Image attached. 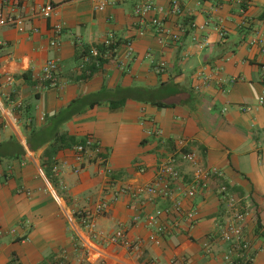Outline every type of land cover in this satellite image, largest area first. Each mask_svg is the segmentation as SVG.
<instances>
[{"label":"crops","instance_id":"0c3cea01","mask_svg":"<svg viewBox=\"0 0 264 264\" xmlns=\"http://www.w3.org/2000/svg\"><path fill=\"white\" fill-rule=\"evenodd\" d=\"M99 1L0 0L3 14L22 17L25 29L0 27V264H264V106L257 104L264 91V45L251 44L257 36L264 40V0H188L180 18L168 15L171 0H153L168 27L183 25L177 42L158 40L150 27L139 36L136 0H109L112 4L97 9ZM48 3L54 11L47 20L37 11ZM54 22L63 27L56 47L49 44ZM109 37L133 41L131 60L124 69L118 59L107 60L83 80L79 51ZM48 60L58 63L59 88L41 80ZM118 88H143L144 98L163 102L181 100L187 91L196 99L171 108L135 97L117 110L108 103L73 107L60 133L76 141L95 139L104 163L91 153L77 163L75 145L59 150L52 165L45 153L49 143L29 150L32 129L49 126L79 98L94 99L103 91L122 98ZM155 129L160 137L149 134ZM180 141L182 151L196 153L205 166L218 170L207 189L193 199L178 192L158 201L136 200L129 192L113 198L119 188L152 182L160 159ZM221 185L227 188L224 194ZM224 195L247 207L243 234L251 263L244 260L245 251H233L220 238L231 215ZM174 201H181V214H161L153 221L157 210ZM100 203L106 208L90 232L77 214L93 212ZM191 209L193 223L184 219ZM159 226L169 235L156 244ZM118 230L131 247L99 236Z\"/></svg>","mask_w":264,"mask_h":264},{"label":"built area","instance_id":"2783aa9c","mask_svg":"<svg viewBox=\"0 0 264 264\" xmlns=\"http://www.w3.org/2000/svg\"><path fill=\"white\" fill-rule=\"evenodd\" d=\"M188 0H171L168 5L167 13L168 15L182 17L184 15V4ZM112 4L109 0H101L97 4V9H102L108 5ZM54 11L52 4L48 3L38 8V15L44 19H50ZM162 9L157 7L153 0H136L133 15L137 19L139 25V36L142 37L145 33L147 27L152 28L154 35L158 40L162 41L164 39H169L171 41L177 42L180 39V33L183 31V25H177L176 30L168 27L165 23V19L159 16L162 13ZM193 27L194 24L190 23ZM0 27H13L18 32H24V19L22 17L16 16H6L0 10ZM53 32V37L50 40V46H58V37L62 32V25L58 22H54L50 26ZM31 31L36 32V28H32ZM264 33V31H263ZM264 36V35H262ZM116 41L111 37L102 41L100 45H103L105 50L100 52L96 46H90L89 51L83 55L79 60L77 66L78 75L84 76L89 75V71L85 70L88 64L96 63L99 64L100 61H107L110 59H118L117 62L121 69H124L127 62L131 60L133 56V41L130 39L124 40L121 43V47L124 49L122 54H118V46L114 49H110V45L114 44ZM261 44L264 45V40L257 36L251 41V44ZM264 52V47L262 49ZM161 67L163 64L160 63L156 67V72H161ZM58 63L53 60H48L41 73V80L46 82L50 88H59L61 86L58 81ZM83 77V76H81ZM6 82L8 84L12 83V78L5 75ZM83 79V78H82ZM257 104L259 106H264V91L257 99ZM1 109V101H0ZM151 135L160 137L159 130H153L149 132ZM183 141H180L179 147H175V150L167 153L159 161L158 167L156 169L155 178L149 184L141 186L137 189L130 190L126 188H119L113 193V198H116L119 194H124L129 192L131 198L136 200L142 197L150 201L158 200H168L173 197V195L178 192L183 198L193 199L198 193L204 191L209 186L210 181L213 178H217L218 170L216 168H210L205 166L198 155L192 151H182ZM74 159L77 163L81 164L85 154H93L99 161V163H104V159L101 157L100 147L95 139L89 137L85 140L83 144H77L73 147ZM53 171L56 174L58 168L53 167ZM107 173H111V170L107 169ZM220 193L224 194L227 192V188L221 185L219 190ZM223 199L226 200V207L231 214L226 221L225 225L220 230V238L223 242L229 244L233 251H245L247 253L245 261L251 263L253 261L250 255L249 242L244 238L243 234V224L246 216L248 215L247 207L239 202L233 200L232 198L226 197L224 195ZM106 208L105 203H100L96 206L93 212L83 211L77 214L78 223L93 232L94 229V218L101 214ZM181 201H174L172 206L164 210H157L153 221L155 218L159 217L161 214H181L182 213ZM184 219L193 223L196 221V212L191 209L184 213ZM169 235V231L165 226H159L156 229L155 240L158 244L159 237L162 235ZM99 236L106 242L113 244H121L129 248L132 245L125 238V233L123 230H118L108 237ZM134 246V245H133ZM136 249L138 246L135 247ZM150 264H165L161 262L152 261Z\"/></svg>","mask_w":264,"mask_h":264},{"label":"trees","instance_id":"16d2710c","mask_svg":"<svg viewBox=\"0 0 264 264\" xmlns=\"http://www.w3.org/2000/svg\"><path fill=\"white\" fill-rule=\"evenodd\" d=\"M189 22V20H187ZM191 22V21H190ZM189 22V23H190ZM121 42L116 41L114 44L110 45V49L116 48ZM100 52L105 50L103 45H95ZM89 51V47H86L82 50L79 51L78 55V60L85 55ZM105 61H100L99 64L96 63H90L86 66L85 70H88L90 73L88 76H84V73H82L81 76H83V80L88 79L95 73L101 65ZM164 86V85H163ZM118 93L117 95L121 96L122 98H119L118 96L112 97L107 95L104 91L97 93L94 97H87V98H79L76 101H73L71 104L67 106L66 109L62 110L59 112L56 116L51 118L50 120V125L45 126L39 129H32L29 133H27V146L30 151H36L38 148L43 146L46 143H49V147L46 150V156L48 160V165H52L53 162V157L54 155L59 151L62 150L66 147L77 145V144H83L85 142V139H82L80 141H76L73 136H69L65 133H60L59 129L61 128L62 124L67 122L68 120L71 119L73 116V107H79L80 105H86L87 108H93L94 106L101 105L102 103H108L109 108L111 110H117L120 109L121 107L124 106L125 101L127 98H132L135 97L137 101L150 104L152 106H156L159 108H171L174 106H177L179 104H185V102L196 99L194 96H192L190 91H187V95L184 98V94H182L181 99L176 97V99L172 100V102H163L161 99H152L151 97L149 98H144V95L146 90L143 88H137L132 92L127 91L126 89H120L118 88ZM127 93V94H126ZM175 95H178L177 92H174ZM112 94V93H111ZM104 96V97H103ZM179 103V104H178ZM79 105V106H78ZM80 109V107L78 108ZM101 157L104 159L105 156L101 153ZM51 170V168H49ZM46 177H49V170H46Z\"/></svg>","mask_w":264,"mask_h":264}]
</instances>
